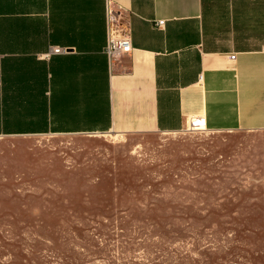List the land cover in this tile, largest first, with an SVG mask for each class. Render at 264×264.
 <instances>
[{
    "label": "rangeland",
    "instance_id": "obj_1",
    "mask_svg": "<svg viewBox=\"0 0 264 264\" xmlns=\"http://www.w3.org/2000/svg\"><path fill=\"white\" fill-rule=\"evenodd\" d=\"M243 132L0 135V264H264Z\"/></svg>",
    "mask_w": 264,
    "mask_h": 264
},
{
    "label": "crops",
    "instance_id": "obj_2",
    "mask_svg": "<svg viewBox=\"0 0 264 264\" xmlns=\"http://www.w3.org/2000/svg\"><path fill=\"white\" fill-rule=\"evenodd\" d=\"M108 3L131 14L112 64ZM200 114L264 146V0H0V135L179 132Z\"/></svg>",
    "mask_w": 264,
    "mask_h": 264
},
{
    "label": "built area",
    "instance_id": "obj_3",
    "mask_svg": "<svg viewBox=\"0 0 264 264\" xmlns=\"http://www.w3.org/2000/svg\"><path fill=\"white\" fill-rule=\"evenodd\" d=\"M107 15V42L105 45V53L108 57L109 63L119 60L120 58L130 54L133 50L132 46V30L128 19L130 11L125 7H118L108 3L106 8ZM165 20L157 21V26L162 27ZM51 53H63L68 51L67 48L59 46L51 47ZM230 59L235 60V54H232ZM208 129L206 116L192 115L187 119L185 128L179 132H201Z\"/></svg>",
    "mask_w": 264,
    "mask_h": 264
}]
</instances>
